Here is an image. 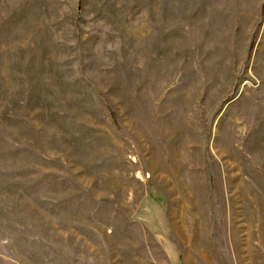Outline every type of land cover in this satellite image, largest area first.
Here are the masks:
<instances>
[{"label": "rangeland", "instance_id": "374dc122", "mask_svg": "<svg viewBox=\"0 0 264 264\" xmlns=\"http://www.w3.org/2000/svg\"><path fill=\"white\" fill-rule=\"evenodd\" d=\"M0 264H264V0H0Z\"/></svg>", "mask_w": 264, "mask_h": 264}]
</instances>
